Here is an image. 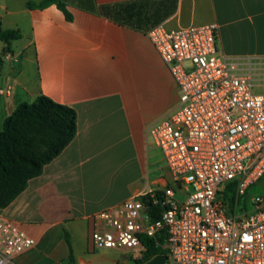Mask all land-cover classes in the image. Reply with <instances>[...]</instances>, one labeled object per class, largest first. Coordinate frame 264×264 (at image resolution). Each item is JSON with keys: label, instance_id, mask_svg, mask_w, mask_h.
Masks as SVG:
<instances>
[{"label": "crops", "instance_id": "0c3cea01", "mask_svg": "<svg viewBox=\"0 0 264 264\" xmlns=\"http://www.w3.org/2000/svg\"><path fill=\"white\" fill-rule=\"evenodd\" d=\"M0 0V131L22 103L45 96L76 113V134L0 216L37 241L13 264H117L92 248V216L137 193L173 186L147 128L178 102L147 37L158 25H216L220 51L264 79V0ZM264 94V88L261 89ZM70 240L74 263L69 261Z\"/></svg>", "mask_w": 264, "mask_h": 264}, {"label": "built area", "instance_id": "2783aa9c", "mask_svg": "<svg viewBox=\"0 0 264 264\" xmlns=\"http://www.w3.org/2000/svg\"><path fill=\"white\" fill-rule=\"evenodd\" d=\"M216 25H158L147 37L168 68L178 102L147 128L173 186L137 193L92 216L93 249L130 252L165 236L172 264H264V193L242 199L264 177V94L224 55ZM160 207L152 220L148 209ZM37 241L0 216V264Z\"/></svg>", "mask_w": 264, "mask_h": 264}, {"label": "trees", "instance_id": "16d2710c", "mask_svg": "<svg viewBox=\"0 0 264 264\" xmlns=\"http://www.w3.org/2000/svg\"><path fill=\"white\" fill-rule=\"evenodd\" d=\"M53 4L70 19L62 0H42L37 5L29 3L28 7L45 8ZM20 38L18 31L0 29V40L7 44V51L11 42ZM76 130L75 111L45 96L30 104H20L4 120L0 131V209L7 208L26 190L31 179L42 174L43 168L73 140ZM159 212L158 206L151 205L148 209L152 220L159 218ZM164 240L163 234L156 239H143L146 251L137 263L145 264L158 255H166ZM66 241L69 261L74 263L68 235Z\"/></svg>", "mask_w": 264, "mask_h": 264}, {"label": "rangeland", "instance_id": "374dc122", "mask_svg": "<svg viewBox=\"0 0 264 264\" xmlns=\"http://www.w3.org/2000/svg\"><path fill=\"white\" fill-rule=\"evenodd\" d=\"M256 87L254 89L255 93H262L261 89L264 88V79L255 80ZM264 193V177L255 185H253L249 190L248 194L245 198L242 199V205L244 201H249L251 197L255 196L256 194H263ZM95 257L98 259H116L118 261L117 264H128V261L131 259L130 252H124L122 250H101L95 249ZM167 264H172L168 262Z\"/></svg>", "mask_w": 264, "mask_h": 264}, {"label": "water", "instance_id": "95a60500", "mask_svg": "<svg viewBox=\"0 0 264 264\" xmlns=\"http://www.w3.org/2000/svg\"><path fill=\"white\" fill-rule=\"evenodd\" d=\"M166 261H167V257L165 255H158L145 264H166ZM128 264H138V263L135 260L130 259L128 261Z\"/></svg>", "mask_w": 264, "mask_h": 264}]
</instances>
